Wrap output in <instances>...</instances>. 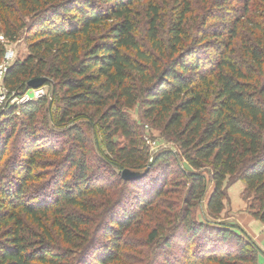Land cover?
I'll return each mask as SVG.
<instances>
[{
	"label": "trees",
	"instance_id": "1",
	"mask_svg": "<svg viewBox=\"0 0 264 264\" xmlns=\"http://www.w3.org/2000/svg\"><path fill=\"white\" fill-rule=\"evenodd\" d=\"M261 1L253 14L247 1L213 17L220 29L189 36L188 0H176L167 21L153 0H0V33L23 35L29 51L4 73L9 96L36 77L52 83L51 98L0 108V167L23 134L0 176V264H112L132 251L124 236L142 215L163 264H256L264 253L250 236L209 217L222 212L234 179L253 193V215L264 224V33L256 45L241 39L242 59L234 56L247 14L264 32ZM4 51L0 43V61ZM135 105L175 145L152 162L126 113ZM77 119L100 125L112 182L102 184L88 164L91 144ZM54 126L65 127L67 146L51 139ZM146 168L137 179L120 175ZM204 201L208 216L198 220L193 210Z\"/></svg>",
	"mask_w": 264,
	"mask_h": 264
},
{
	"label": "rangeland",
	"instance_id": "2",
	"mask_svg": "<svg viewBox=\"0 0 264 264\" xmlns=\"http://www.w3.org/2000/svg\"><path fill=\"white\" fill-rule=\"evenodd\" d=\"M190 4V12L187 15L185 22V30L187 35L192 36L201 31H209L212 28H216L217 30L222 27V19L213 18L218 15H223L230 13L231 11L237 10V8L243 9L245 7V3L248 1L250 5H254V8L251 7L252 14L254 12L256 3L261 0H188ZM263 1V0H262ZM261 3L264 4V1ZM155 4H159L161 8V14L164 16V20L167 21V17L172 14V12L177 8L179 3H176V0H153ZM146 1H142L141 4L137 5L139 10L143 11V6ZM103 5V4H101ZM222 6V7H221ZM222 12V13H221ZM264 13V12H263ZM249 13L247 17L242 19V24H239L240 37L235 39V52L236 56L239 60L242 59L241 54V45L240 40L243 39L246 42H250L252 44H257L256 40L258 36H260V32L264 33L262 30L251 28L250 24H248V17L251 15ZM235 17L237 15H234ZM260 18V22H264V14L257 15ZM28 21V20H27ZM224 22H229L226 18ZM229 24V23H228ZM264 28V25L262 26ZM254 32V33H253ZM239 40V41H238ZM186 41V40H185ZM0 43L4 46V55L0 61L3 65L9 63L7 69L18 59L22 60L28 56V46L24 39V36H19L18 39L11 41L2 36L0 33ZM7 53V55H5ZM4 77V74H3ZM28 87V86H27ZM3 97L0 96V108L6 103L12 105H24L29 101H36L42 97H52V83L44 82L43 85L37 88L29 87L24 93L20 95H12L4 88ZM2 94V92H1ZM59 93H57L56 97H53V105L51 109L56 112L57 109V97ZM126 113L134 122L138 130L141 134L145 145L149 150V161L152 162L153 155L159 150L170 147L174 148V144L168 139L160 129L154 128L149 122L142 119L140 115V109L138 105H135L131 108L126 109ZM81 114V112H80ZM79 126L84 128L86 136L89 140V144H91V151L87 155V162L91 165L93 169L96 171L97 178L102 184L108 183L109 180V171L106 169V164L103 161L102 151H100L98 144L102 146V129L98 124L94 130L90 129L86 123V119H77L76 120ZM41 117H38V125L40 126ZM42 126V125H41ZM41 126L39 127V134L46 135L44 131H42ZM63 128L53 127V134L50 135L51 139L57 140L56 145L59 147L67 146L69 143V139L67 137L62 136ZM97 130V131H96ZM98 132V133H97ZM23 134L14 135L13 140L9 143V153L5 155L2 166L0 167V176L3 172H5L7 165V161H9L13 156V148L19 150L21 148L20 142H22ZM115 140H123L122 137L116 135L113 137ZM24 141V140H23ZM105 152V151H104ZM183 164V163H182ZM53 170V168L45 169ZM97 170H99L97 172ZM156 170V169H155ZM154 170V171H155ZM149 176H155V172H152ZM111 179V178H110ZM113 181V179H111ZM110 181V182H112ZM41 183H37L35 186L40 185ZM42 185V184H41ZM112 187V186H111ZM112 189V188H111ZM115 193H120V188H116L114 186ZM226 198L224 200V208L219 215H215L214 217H209L212 223H221L225 225L233 224L235 228H232L234 232L239 235L247 234L250 238L261 248L264 253V224L259 221L253 214L258 209L256 203L253 200V193L246 190V185L241 180H228L226 181ZM119 194V196H120ZM27 197V196H26ZM181 198L178 199L180 205L182 204ZM163 211V209H161ZM194 217L198 220H203L204 215H207V208L205 205V201L202 202L199 206L194 208L193 210ZM206 218V217H205ZM144 215H142V221L138 220V223L134 224L131 230H129L124 236L125 240H130L131 244H134L135 250H125L121 255L120 261L113 262L112 264H163V259L158 257L161 255V249L158 251V245L156 242H149L146 239V232L144 231V227L146 221H143ZM177 225V224H176ZM242 230H240V229ZM244 233V234H243ZM100 237V235H98ZM171 237V236H170ZM172 238V237H171ZM228 244H231L232 247H235V242L229 241ZM158 254V256H157ZM257 262L256 264H264V254L260 252L256 253ZM81 260L85 259L81 257ZM78 264H82L83 262H77Z\"/></svg>",
	"mask_w": 264,
	"mask_h": 264
},
{
	"label": "water",
	"instance_id": "3",
	"mask_svg": "<svg viewBox=\"0 0 264 264\" xmlns=\"http://www.w3.org/2000/svg\"><path fill=\"white\" fill-rule=\"evenodd\" d=\"M48 78L46 77H36L33 79H30L27 82L28 87L37 88L46 82ZM147 171V168L143 171H136V170H130V169H124L120 172L121 177L124 180H133L142 177Z\"/></svg>",
	"mask_w": 264,
	"mask_h": 264
},
{
	"label": "built area",
	"instance_id": "4",
	"mask_svg": "<svg viewBox=\"0 0 264 264\" xmlns=\"http://www.w3.org/2000/svg\"><path fill=\"white\" fill-rule=\"evenodd\" d=\"M7 53L8 52H6L5 55H7ZM8 65H10V64L7 63L6 65H3V63L2 64L0 63V96H2V97H3L4 92H6V91H4V86H3V74L6 72ZM1 92H2V94H1Z\"/></svg>",
	"mask_w": 264,
	"mask_h": 264
}]
</instances>
